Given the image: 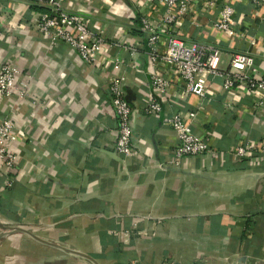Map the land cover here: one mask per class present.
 <instances>
[{"label":"crops","instance_id":"obj_1","mask_svg":"<svg viewBox=\"0 0 264 264\" xmlns=\"http://www.w3.org/2000/svg\"><path fill=\"white\" fill-rule=\"evenodd\" d=\"M183 1L179 14L159 0H62L104 36L100 59L87 63L38 32L42 5L0 0V67H16L26 84L23 96H0L16 157L11 168L0 161V234L17 227L41 239L12 232L0 241V264H94L64 247L99 264H264V93L244 83L224 88L212 74L203 96L189 92L177 69L152 63L141 30L142 17L156 26L159 53L171 35L209 42L221 69L243 53L264 74V0ZM225 4L229 30L215 26ZM155 73L167 81L160 94ZM118 76L131 107L126 157L114 150L107 92ZM149 101L161 110L146 114ZM171 116L191 121L208 143L176 166L177 138L164 122ZM239 146L245 155L235 154Z\"/></svg>","mask_w":264,"mask_h":264},{"label":"built area","instance_id":"obj_2","mask_svg":"<svg viewBox=\"0 0 264 264\" xmlns=\"http://www.w3.org/2000/svg\"><path fill=\"white\" fill-rule=\"evenodd\" d=\"M33 1L49 10V12L39 13L34 20L35 28L42 36L47 37L51 43H63L76 49L87 63H94L100 59L99 54L105 43L104 36L100 32L91 29L87 21L77 13L63 9L62 0ZM159 1L164 2L168 7L177 4L179 14L186 10V3L183 0ZM232 14V6L230 4L223 5L220 9V19L215 26L219 29L229 30ZM172 16V14H168L164 21L171 22ZM141 30L146 35V48L152 63L161 59L177 69L180 76L185 80V87L189 92L203 96L208 75L212 74L223 77L224 88H232L237 83H244L248 88L259 89L264 93V74L258 73L251 56L243 53L233 55L229 60L228 68L224 70L219 67L221 51L212 43L184 42L182 39L171 35L164 42L165 51L159 53L156 26L151 24L146 17H142ZM104 60L109 63L114 62V58L110 57H104ZM19 74L20 72L16 67L9 64L1 65L0 96L9 97L13 93H17L19 96L25 94L26 84L23 80H19ZM123 81L124 76L110 79L107 84V92L116 120L117 137L114 150L126 157L132 154L131 107L122 89ZM152 84L157 93L160 94L164 91L167 81L155 73L152 75ZM160 110L161 105L158 101H149L143 107L146 114L157 113ZM189 117L193 119L195 113L190 112ZM164 122L172 128L177 138L171 161L172 166L178 165L183 156L198 155L207 150V141L193 131L191 121L179 116H171L164 118ZM12 135V121L9 118H4L0 121V161L7 168L13 167L16 158L9 147ZM260 151L264 155V141L260 145ZM246 153L245 146H239L235 149L236 155L243 156ZM4 234H8V231L6 230Z\"/></svg>","mask_w":264,"mask_h":264},{"label":"water","instance_id":"obj_3","mask_svg":"<svg viewBox=\"0 0 264 264\" xmlns=\"http://www.w3.org/2000/svg\"><path fill=\"white\" fill-rule=\"evenodd\" d=\"M7 231L9 233H12L14 231H21V232H24V233H27L28 235H30L32 238L34 239H37V240H41L38 236H36L35 234L31 233L30 231H27V230H24V229H21V228H17V227H6ZM65 250H68V251H71L72 253H75L77 255H81L89 260H91L94 264H99L97 263L94 259H92L90 256H88L87 254L85 253H82V252H79V251H75V250H71V249H68L66 247H64Z\"/></svg>","mask_w":264,"mask_h":264},{"label":"rangeland","instance_id":"obj_4","mask_svg":"<svg viewBox=\"0 0 264 264\" xmlns=\"http://www.w3.org/2000/svg\"><path fill=\"white\" fill-rule=\"evenodd\" d=\"M4 232H6V231L4 230V231H2L1 234H0V241H1V240H2V241H3V240H6V238L11 234V233H9V232H8V234H4ZM64 255H65V254H64ZM70 259H71V257H70ZM237 264H241V263L237 261Z\"/></svg>","mask_w":264,"mask_h":264},{"label":"trees","instance_id":"obj_5","mask_svg":"<svg viewBox=\"0 0 264 264\" xmlns=\"http://www.w3.org/2000/svg\"><path fill=\"white\" fill-rule=\"evenodd\" d=\"M42 9H43L45 12H49V10H48L46 7H43V6H42V7H41V10H42ZM44 11H43V12H44Z\"/></svg>","mask_w":264,"mask_h":264}]
</instances>
